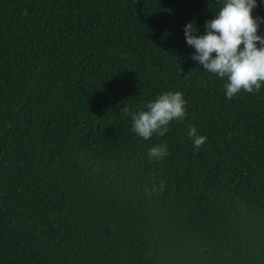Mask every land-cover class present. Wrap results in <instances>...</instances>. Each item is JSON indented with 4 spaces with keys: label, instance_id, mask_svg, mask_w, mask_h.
<instances>
[{
    "label": "trees",
    "instance_id": "trees-1",
    "mask_svg": "<svg viewBox=\"0 0 264 264\" xmlns=\"http://www.w3.org/2000/svg\"><path fill=\"white\" fill-rule=\"evenodd\" d=\"M222 4L0 0V264H264V87L227 99L183 31ZM165 91L186 119L138 137Z\"/></svg>",
    "mask_w": 264,
    "mask_h": 264
},
{
    "label": "clouds",
    "instance_id": "clouds-1",
    "mask_svg": "<svg viewBox=\"0 0 264 264\" xmlns=\"http://www.w3.org/2000/svg\"><path fill=\"white\" fill-rule=\"evenodd\" d=\"M264 2V0H262ZM257 0H223L212 19L205 21V31L199 32L194 21L184 26L187 45L195 51L191 59L203 66V70L225 80L224 93L233 99L241 91L259 93L264 87V35L258 34L264 18L254 16ZM242 45V46H241ZM131 130L142 139L164 136L172 121L183 123L187 116V101L181 91H165L146 104V110L129 112ZM194 151L202 147L206 136L189 128ZM150 160H162L169 155L167 145L157 144L147 151Z\"/></svg>",
    "mask_w": 264,
    "mask_h": 264
}]
</instances>
